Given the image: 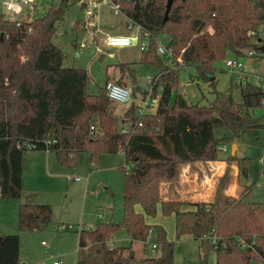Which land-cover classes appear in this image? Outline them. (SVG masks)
Masks as SVG:
<instances>
[{
	"label": "trees",
	"instance_id": "1",
	"mask_svg": "<svg viewBox=\"0 0 264 264\" xmlns=\"http://www.w3.org/2000/svg\"><path fill=\"white\" fill-rule=\"evenodd\" d=\"M109 1L140 27L147 41L142 62L159 68L150 83L152 96L159 97L155 111L137 114L132 104L124 122L130 126L124 131L105 86L91 92L87 70L64 65L66 54L54 43L58 25L71 4L80 2L85 9L88 1L60 0L45 16L31 19L28 14L25 21L0 13V198L21 199L28 149L53 152L64 167L74 166L82 152L97 164L101 155L123 151V218L78 229L76 264H174L175 245L166 229L146 219L156 217L158 210L175 216L177 239L189 235L201 240L205 262L207 253L215 251L216 264L264 263V203L250 201L252 189L243 185L239 196L228 195L229 168L209 200L190 201L179 192L183 165L226 159L242 172L249 163L232 152L221 156L225 152L218 148L215 128L227 127L231 139L256 136L264 128V114L255 113L264 110V88L241 82L238 102L231 90L217 89L215 72L217 63L230 55L244 57L249 48L262 52L258 39L264 0H175L167 20L168 0ZM79 25L77 21V30ZM161 35L169 37L166 47L172 58L158 53ZM186 65L195 67L200 82L213 87L215 97L208 105L189 104L178 91L180 69ZM119 66L133 71L131 63ZM18 218L20 231H35L52 223L53 209L30 194ZM120 229L126 230L130 244L109 246ZM151 235L157 255L138 257L132 244L147 242ZM20 253L19 234H0V264H20Z\"/></svg>",
	"mask_w": 264,
	"mask_h": 264
},
{
	"label": "rangeland",
	"instance_id": "2",
	"mask_svg": "<svg viewBox=\"0 0 264 264\" xmlns=\"http://www.w3.org/2000/svg\"><path fill=\"white\" fill-rule=\"evenodd\" d=\"M10 0H0V13L10 20L25 21L28 14L31 19L45 16L51 8H58L60 0H32L23 4L19 9L8 11L6 3ZM88 1V7H81V3L71 4L63 20L58 25L54 43L59 45L66 54L64 65L87 70L89 80L88 88L93 93H98L112 80L130 88L134 105L145 97L151 90V80L158 74L159 68L142 62L143 48L142 36L139 29L134 26L129 29L132 21L109 0ZM80 21V30L76 24ZM96 25V29L92 28ZM88 26V27H87ZM94 29V30H92ZM264 26L261 27V30ZM252 33V32H250ZM110 35L135 36L136 41L129 47H107ZM255 40V36L251 38ZM169 43L167 35H161L158 45L166 46ZM260 43V40H259ZM246 49L244 54L248 50ZM235 55H230L232 59ZM228 59H226L227 61ZM226 61H220L216 66L217 89L223 92L231 90L233 98L241 102L242 96L237 85L240 76L237 70L227 66ZM244 70L255 75H264V57L253 59L240 56ZM131 63L133 71H128L125 77L129 84L108 77L113 69L119 70L117 64ZM171 65V62H167ZM125 71V72H126ZM194 66L186 65L180 69L178 91L185 95L189 104L208 105L214 99L213 87L208 83L200 82L196 77ZM174 96L172 98V102ZM120 121V128L129 129L130 124L124 123L128 119L126 112L131 108L127 104H111ZM156 108L150 109L155 111ZM136 111V109H135ZM149 111V112H150ZM256 115L264 114L263 109H257ZM230 131L225 126L215 128V136L220 141V146H226L227 151L221 156L231 153L233 144L237 145L235 154L237 159H248L246 172L240 171L237 165H229L226 159L217 161H198L181 167L179 192L182 197L190 201H203L214 196L217 184L227 168L230 169L232 179L227 194L239 196L240 186L244 189L250 187L252 194L250 201L264 203V128L254 136L245 133L240 137L231 139ZM38 152V151H30ZM40 159L41 155H37ZM126 165L125 154L101 155L97 164L92 163L90 154L82 152L78 155L74 166L67 169L61 165L50 167L54 177L24 179L22 201H10L14 204L25 203L29 195L34 194V199L40 203H47L53 209V221L43 225L35 231L17 233L21 236L22 256L27 264H76L78 261L79 235L81 225L94 228L99 222L119 221L123 218L124 210V172ZM64 167V166H63ZM47 172V171H46ZM239 177V179H238ZM79 178V181H75ZM165 191V185H163ZM188 208H191L188 207ZM141 210L140 207L137 208ZM10 213V210L7 211ZM150 224H160L167 231V238L174 242V264H216L215 251L207 253L206 262L201 253V240L193 236L176 238V218L174 215H164L158 210L156 217H147ZM68 227V228H65ZM155 236L151 235L149 242L155 243ZM130 238L126 230L120 229L112 237L110 245L127 246ZM133 250L140 258L153 257L157 252H152L143 241L134 242ZM252 264H264L254 261Z\"/></svg>",
	"mask_w": 264,
	"mask_h": 264
},
{
	"label": "built area",
	"instance_id": "3",
	"mask_svg": "<svg viewBox=\"0 0 264 264\" xmlns=\"http://www.w3.org/2000/svg\"><path fill=\"white\" fill-rule=\"evenodd\" d=\"M32 0H10L6 3V10L13 11L19 9L23 4H28ZM129 29H132L134 27L133 24H129ZM137 27V26H136ZM140 30V27H137ZM249 38H253L255 35L254 33H249ZM261 41H264V30L260 34ZM137 37L135 36H111L107 39V46L109 47H129L132 45L133 42H135ZM142 48H147V41L145 39H142ZM158 53L163 55L166 58H172L173 55L171 52L168 51L166 46L163 45H157ZM259 52L256 49L248 50L245 54L246 57H253ZM226 64L228 67L237 70L240 80L242 83H245L246 81H250L258 86H261L264 88V76H257L253 75L247 71L244 70L243 64L240 61V57H234L232 59L227 58ZM180 61V59H179ZM151 83V82H150ZM106 92L109 97V99L114 104H127L131 106L133 101V92L130 90L129 87L121 85L116 83L115 81L109 80L105 84ZM151 90H149L148 94L145 97H142L140 101L136 102V113L137 114H144L145 112L150 111V109L157 107L159 102V97H153L151 94ZM264 104V101H263ZM125 131V130H124ZM50 144V142H48ZM219 150L225 152L227 151L226 146H220ZM75 180H80L79 178H75ZM210 241L213 244H216L217 238L216 236H213L210 234ZM148 245L147 249H150L152 252L157 251V244L156 243H150L149 241L145 242ZM54 264H62L60 261H55Z\"/></svg>",
	"mask_w": 264,
	"mask_h": 264
},
{
	"label": "crops",
	"instance_id": "4",
	"mask_svg": "<svg viewBox=\"0 0 264 264\" xmlns=\"http://www.w3.org/2000/svg\"><path fill=\"white\" fill-rule=\"evenodd\" d=\"M111 36H115V35H110L109 37H111ZM259 40H260V47H261L264 44V41H261V38L258 39V42H259ZM107 47H109V46H107ZM261 57H264V52H261L255 56L249 57V58L258 59ZM117 65L119 66V64H117ZM119 68H120L119 70H117L116 68L113 69L111 72L108 73L107 76L110 77L111 79H115L117 81L121 80L122 82H124L128 85L129 82H128V79L125 77V74L129 73V72L126 71L125 69H122L120 66H119ZM251 74L255 75L254 73H251ZM259 76H264V75H259ZM240 83H241V81H240ZM30 151H38V152L32 153ZM37 155H41L40 156L41 158L38 159ZM103 155H112V154H103ZM24 156L26 159V163H25V166L23 169V175H22V188H23V184H24V179H27V180L30 178L39 179V178H43L45 176L49 177L50 174L52 177H54L49 170H50V167L56 165V163L59 162L58 157L55 153L45 151V150L28 149L25 151ZM59 164H60V162H59ZM61 167L65 168V169L68 168V167H63L62 165H61ZM238 179H239V177H238ZM75 181H78V180H75ZM10 201H20L21 202L22 199H20V200H5V199L0 198V234H4V235L18 234L17 232L20 231L19 230L18 215H19V208H20V205L22 203L19 204V206H18L17 204H14L13 202H10ZM38 203H40V202H38ZM40 204H47V203H40ZM8 210H10L9 214L7 213ZM81 227H86V226L81 225L79 227V229ZM65 228H68V227H65ZM20 232H22V231H20ZM24 232H27V231H24ZM110 242H111V240L108 243L109 246L115 247V246L110 245ZM136 242H138V241H136ZM20 264H27L26 261L23 259V256H22V246H21V253H20Z\"/></svg>",
	"mask_w": 264,
	"mask_h": 264
},
{
	"label": "water",
	"instance_id": "5",
	"mask_svg": "<svg viewBox=\"0 0 264 264\" xmlns=\"http://www.w3.org/2000/svg\"><path fill=\"white\" fill-rule=\"evenodd\" d=\"M174 1L175 0H168V2H167V10H166V13H165V20L168 19L169 11H170ZM260 51L264 52V44L260 47ZM236 149H237V145L233 144L232 149H231V152H232L233 155L235 154V150ZM245 172H246V170H245Z\"/></svg>",
	"mask_w": 264,
	"mask_h": 264
}]
</instances>
